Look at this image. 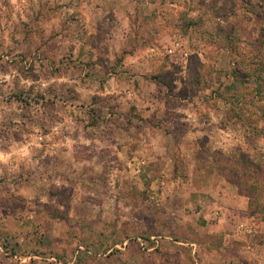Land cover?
I'll list each match as a JSON object with an SVG mask.
<instances>
[{
	"label": "rangeland",
	"instance_id": "rangeland-1",
	"mask_svg": "<svg viewBox=\"0 0 264 264\" xmlns=\"http://www.w3.org/2000/svg\"><path fill=\"white\" fill-rule=\"evenodd\" d=\"M193 167L242 181L264 262V0H0V264H191Z\"/></svg>",
	"mask_w": 264,
	"mask_h": 264
},
{
	"label": "crops",
	"instance_id": "crops-1",
	"mask_svg": "<svg viewBox=\"0 0 264 264\" xmlns=\"http://www.w3.org/2000/svg\"><path fill=\"white\" fill-rule=\"evenodd\" d=\"M174 83L182 84V81H178L176 78ZM217 128L222 132L221 136L223 140L220 142V147H224L226 145V143L224 144L225 139L233 135L224 127ZM159 149V153L162 156L163 166L165 168H170V166L173 168L176 167L171 155L169 154V147L165 145ZM138 152L140 151L136 152L140 156ZM13 153L16 152L13 150L11 153L6 155L4 160L6 162L11 161ZM137 154L130 158V160L128 161L129 166H135L139 157ZM134 161L135 163H133ZM54 163L56 164V162ZM146 163L147 166L150 165L151 159H147ZM40 169H42V166ZM19 170L20 171L18 172V174H16V172L14 173L18 176L19 179L17 180L19 181H23L22 178L28 177L33 174V172L26 173L27 170L23 167H21ZM38 173L39 171L36 170L35 175L38 176ZM16 175H14V177H17ZM164 175L166 177L167 173ZM174 175L175 174L173 173H171L170 175L171 182L174 186L176 184L180 185V177ZM207 175V184L203 183L204 185L201 184L200 186H195L196 182H194V180H196L197 175L193 167L189 170V177L181 181L186 186H189L188 195L190 196V201L188 200V207H190L191 209L190 212H194L195 215L204 219L206 238H211L212 241V239L216 238V236L220 237V246H209L208 243L204 242H191V256L189 258V262L191 264H250L252 261L257 260L258 262H260L259 264H264L263 260H261V258H258L256 255L259 249L255 247L251 242L243 239L245 236L244 232L246 230V228H244L245 226H242L240 229V225H238L239 222L244 224L248 220H250V218L254 217V208L251 205L252 197L247 194L241 187L242 181L240 182V180H229L225 175L222 176L213 172L207 173ZM162 177L163 179H161V190L163 189L164 191V189L169 186L168 181L170 180V178H168L167 180V178H165L164 176ZM48 178L52 179V176H49ZM65 180L66 179L62 177H56L55 181L57 183L60 181L63 182ZM166 199L167 201H169V199L164 196L163 200L166 201ZM217 212H219V215H217ZM29 215L31 216V214ZM235 239H238L237 241L239 242V244L237 243L239 245L238 250L237 248L234 249L235 246L233 245V241H236ZM174 241L176 242V244H184L177 240ZM235 250H237L236 253H234ZM180 260L181 261H179V263H186L183 256L180 257Z\"/></svg>",
	"mask_w": 264,
	"mask_h": 264
},
{
	"label": "trees",
	"instance_id": "trees-1",
	"mask_svg": "<svg viewBox=\"0 0 264 264\" xmlns=\"http://www.w3.org/2000/svg\"><path fill=\"white\" fill-rule=\"evenodd\" d=\"M189 23H190V22H189ZM190 24H191V23H190ZM194 72L196 73V70H195ZM196 80H197V79H196ZM222 99H223V100H227V98H224V97H222ZM235 104L238 106V109H235V112H233L234 110H230L232 115L228 114L229 119H232V117H234L236 122H238V123H242V124H245V125H246L247 120L245 119V116L243 115V112L241 111V107H240V106H242V105L240 104V97L237 96V98H236V100H235ZM256 122H257V121H256ZM254 124H255V123H254ZM249 126L252 127V130H256V131H254L255 134H257V135L262 134V132H259L260 134H258V132H257V126H256V125H249V124H248L247 127H249ZM244 127H245V126H244ZM251 127H250V129H251ZM237 180H240V179L238 178ZM240 181H241V180H240Z\"/></svg>",
	"mask_w": 264,
	"mask_h": 264
},
{
	"label": "built area",
	"instance_id": "built-area-1",
	"mask_svg": "<svg viewBox=\"0 0 264 264\" xmlns=\"http://www.w3.org/2000/svg\"><path fill=\"white\" fill-rule=\"evenodd\" d=\"M176 45H178V41H175ZM145 165L144 160H141L137 165H136V171L139 173L141 171V168ZM132 167V166H129ZM217 215H219V212H217Z\"/></svg>",
	"mask_w": 264,
	"mask_h": 264
}]
</instances>
